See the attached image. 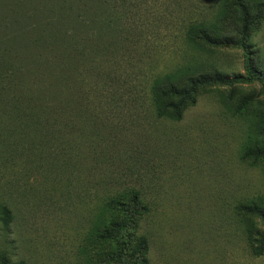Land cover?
I'll use <instances>...</instances> for the list:
<instances>
[{"label": "rangeland", "instance_id": "rangeland-1", "mask_svg": "<svg viewBox=\"0 0 264 264\" xmlns=\"http://www.w3.org/2000/svg\"><path fill=\"white\" fill-rule=\"evenodd\" d=\"M255 1L231 3V38L218 44L189 43L183 28L216 24L221 0H142L132 9L154 34L147 28L138 58L119 57L121 107L110 117L112 130L99 128L94 136L98 147L74 185L107 195L130 188L141 193L149 211L135 232H125V264L133 263L142 239L146 264H264V255L252 254L246 232L252 226L261 241L263 222L239 206L264 196V21L240 40L246 21L240 5L251 18ZM209 35L223 39L221 33ZM168 72L180 73L185 87L190 79L221 82L199 88L180 121L158 119L148 87L154 75ZM7 182L0 178V201L12 220L8 226L0 222V264H116L119 244L98 249L84 241L86 215L78 202L58 206L42 199L22 206L4 194ZM109 217L126 225L122 214Z\"/></svg>", "mask_w": 264, "mask_h": 264}, {"label": "trees", "instance_id": "trees-1", "mask_svg": "<svg viewBox=\"0 0 264 264\" xmlns=\"http://www.w3.org/2000/svg\"><path fill=\"white\" fill-rule=\"evenodd\" d=\"M141 1L0 0V178L9 181L4 194L22 206L42 199L58 206L78 202L86 215L84 241L98 249L119 244L116 264H125L129 244L125 232L139 228L138 219L149 211L147 203L133 188L107 195L99 188L91 192L90 187L74 185L81 166L98 147L94 136L99 128L112 130L110 117L121 107L119 57L138 58L147 28L154 34L152 24L133 16L132 9ZM238 1L221 0L217 23L209 28L202 23L185 26V41L202 45L230 40L226 21L231 3ZM255 2L251 18L247 7L240 5L246 20L241 42L263 24L264 1ZM209 31L221 33L223 39L210 40ZM180 75L168 72L151 78L148 102L156 118L180 121L195 105L199 88L221 82L190 79L185 87ZM109 107L113 111L108 112ZM239 206L244 213L259 215L264 226V196ZM113 213L124 215L126 225L113 223L109 217ZM11 220L12 211L0 201V222L8 226ZM246 232L252 254L263 256L264 229L261 241L252 226ZM147 248L142 239L132 264L147 263Z\"/></svg>", "mask_w": 264, "mask_h": 264}]
</instances>
